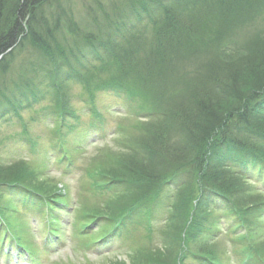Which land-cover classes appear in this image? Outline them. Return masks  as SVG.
I'll use <instances>...</instances> for the list:
<instances>
[{"label":"trees","instance_id":"1","mask_svg":"<svg viewBox=\"0 0 264 264\" xmlns=\"http://www.w3.org/2000/svg\"><path fill=\"white\" fill-rule=\"evenodd\" d=\"M5 1L0 0V79L16 49L28 47L38 53L45 63L46 75L54 74L57 80L52 82L54 107L39 115L38 121L42 117L47 124L70 130L79 118V111L65 101L63 84L74 81L89 87L96 63L114 71L118 69L122 81L117 73L103 84L89 88L88 96L92 101L95 91L101 90L120 100L126 110L127 75H139L144 68L145 75L161 76L187 39L184 35L192 33L197 21L193 12L240 9L254 0H128L124 14L105 11L101 19L92 18L90 24L95 30L87 29L82 36L72 37L76 42L64 38L61 26L50 25L41 11L48 6L53 11L50 17L59 21L55 11L60 13V0H15L14 4ZM10 6L13 18L1 15ZM145 22L159 25L161 32L156 33L153 42L144 38L145 29L141 26ZM77 31L81 32L79 28ZM249 50L243 48L235 57L224 59L226 67L210 75V84L200 87L199 93L195 91L190 104L175 108L169 115L146 112L145 120L138 123L137 134L124 135L120 140L123 151L131 154L130 165L126 164V158H118V168L114 167L115 161L106 167L108 171L102 168L93 173L97 191L93 197L98 201L86 211L81 210L83 217L79 216V221L90 218L88 214L106 215L115 224L133 218L132 228H143L147 238L143 243L147 244L129 248L126 257L139 256L128 259V264H184L189 258L198 264H218L205 241V245L198 242L201 235L206 241L214 235L207 220V208L210 207L211 214L212 206L221 205L240 227L242 223L247 228L249 212L264 206L262 198L248 203L239 199L243 188L264 193V38L254 54L250 55ZM16 89L10 91L7 99L4 97L0 117L19 116L50 95L43 89ZM134 111L139 113L137 109ZM92 114L101 116L95 110ZM22 171L18 165L0 164V195L21 197L29 192L31 198L34 194L51 196L52 202L63 197L59 189L47 184L29 185ZM254 175L262 189L249 183L248 179ZM163 187L169 188V194L159 216L165 223L160 234L163 238L169 231L171 237L166 236L157 245L149 243L148 231L152 230L149 213ZM260 211L264 212V208ZM93 218L89 221L92 226L97 223ZM51 219L53 224L58 221L54 213ZM117 264L127 263L123 260Z\"/></svg>","mask_w":264,"mask_h":264},{"label":"rangeland","instance_id":"2","mask_svg":"<svg viewBox=\"0 0 264 264\" xmlns=\"http://www.w3.org/2000/svg\"><path fill=\"white\" fill-rule=\"evenodd\" d=\"M14 1L6 0L5 4L9 2L14 4ZM59 4L60 13H57L59 10L55 11V17L59 20L57 22H54L50 17V14H53L51 8L46 6L41 11L47 17V22L50 25L57 23L61 26V31L65 34L64 38L76 42L77 40L72 37L82 36L87 29L95 30L94 26L90 24L92 18L96 16L101 19L105 11L108 14L116 11L118 14L120 12L124 14L128 7V0H60ZM12 7L10 6L6 13L3 11L1 15L6 14V17L13 18ZM192 16L197 17L192 33L184 35L187 39L179 52L171 58L167 69L161 76L145 75L144 68L141 69L139 75L132 73L127 75V80H125L129 90L127 99L129 111H125L127 114L122 112L123 110L120 109L113 96L102 94L101 90L95 91V104L100 110L106 126L103 131L96 129L92 134L88 130L92 118L83 112L81 100L86 97L89 88L103 84L104 81L113 78L117 73L118 78L122 81V73L118 72V69L114 71L107 69L106 66L100 67L101 63H96L93 76L89 78L92 83L89 87L74 81L63 84L65 101L73 109L81 111L79 118L74 122V128L67 130L58 128L54 124L53 126L46 124L42 117L39 121L32 120L34 116L54 107L55 96L52 82H57V80L53 77L54 74L47 73L50 76L46 75L43 68L45 63L38 53H33V50L28 47L16 50L8 64L7 71L1 75L0 109H2L1 104L5 103V98L7 99L10 91L16 88L21 90L43 89L50 95L43 101L40 100L42 102H39L38 105L22 112L21 117L9 115L2 117L1 122L4 125L1 127L0 134V164L7 167L18 165L23 170L24 178L30 181L29 185L33 187L47 184L57 190L60 189L61 194L68 202L72 201V197H80L81 200L86 201V204L81 208L78 206L74 208L70 205V212L60 214L64 224L59 223L57 227L61 232L59 238L64 243L60 244L57 238L54 243L56 246L49 248V245L44 243V237L41 235L42 226L38 223V219L31 218L24 213V206L17 197L3 196L2 203L7 208L6 217L9 223L19 237L29 244L31 254L42 260V262L38 260L37 263L34 260H23L22 264H117L119 261L139 256L132 254L125 257L124 252H117V250L113 253L89 252L87 246L92 235L85 238L77 235V232L72 228L71 223L74 218L71 212L75 211V215H79L81 210L86 211L95 202L91 198L94 195L90 194L91 172L102 168L103 171H108L109 168L106 167L115 161L117 163L114 167L118 168V158H126L127 165L132 163L131 154L123 151L122 146L117 143L125 131L129 134L127 137L136 135L139 128L138 123L141 120L136 117V114L153 112L159 115L164 113L169 115V112L175 108L190 104L194 92L198 91L199 93L200 87L210 84V75L226 67L224 59L235 57L243 48H251V51L248 52L250 55L254 54L255 50L260 47V40L264 38V0H254L240 9L213 8L210 9V12H201L197 9ZM142 24L144 25L141 28L145 29L146 34L144 38L148 42H153L156 33L160 30L159 25L151 22ZM77 28L81 32H78ZM70 29L72 32L69 31ZM140 78L150 84L140 83ZM16 90L18 91V89ZM136 109L139 113L131 111ZM160 109L164 112H161ZM115 124L120 125L123 131H116ZM60 133L72 162L71 165L66 162V167L64 164H57L56 160L52 162L53 157L50 155L49 144L53 145L54 142H58ZM96 133L106 134V138L102 141L96 140L99 138ZM24 136L33 139L38 137L40 144L36 146L34 152L26 150L28 145L24 142ZM94 190L96 189L94 188ZM167 194V190H162L156 205L161 206ZM262 194L254 192L252 188L248 190L243 188L240 191L239 199L248 203L253 200L261 201L260 198H262L264 203V193ZM261 209L249 212V225L246 230L241 227L237 228L234 225L236 220L232 217L218 215V218L214 216L215 212L210 215L209 208H207V220L210 221L212 229L216 233L214 236H210L212 240L208 241L201 235L198 242L204 244L205 241L206 246L213 251L210 252L218 259V264H244L245 260H247V264H264V212H261ZM255 211H257L256 215ZM28 212H31V208H28ZM80 227L81 225L77 228ZM242 234H247L248 238L240 240ZM167 236H170L169 231H167ZM146 240V235L137 233V230L125 231L119 240V246L126 247L136 244L144 246L147 244L143 243ZM5 250L0 254V264H4L3 253ZM250 253H254L260 259L259 263L248 260L247 257ZM188 264H194L193 260L189 259Z\"/></svg>","mask_w":264,"mask_h":264}]
</instances>
